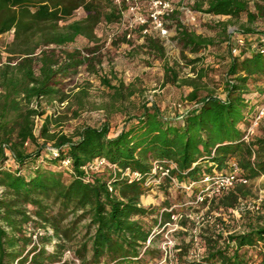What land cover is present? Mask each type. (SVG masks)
I'll use <instances>...</instances> for the list:
<instances>
[{
    "label": "trees",
    "instance_id": "obj_1",
    "mask_svg": "<svg viewBox=\"0 0 264 264\" xmlns=\"http://www.w3.org/2000/svg\"><path fill=\"white\" fill-rule=\"evenodd\" d=\"M79 9L85 15L72 19ZM126 9L124 2L114 0H0V36L11 33L4 60L0 54V264L16 259L22 264L29 256L32 264H155L161 234L149 245L146 240L153 227L178 209L167 202L162 207L144 204L143 196L154 188L166 193L171 178L179 184L195 182L189 191L178 186L186 195L179 207L190 205L198 183L206 175L226 172L235 160L245 181L210 200L216 208H228L247 197L251 185L264 177V134H254L249 141L243 138L256 107L264 103V30L256 24L264 19V0H194L191 6L218 18L215 26L221 28L220 42L228 51L238 36L244 40L236 55L229 53L222 95L209 90L201 95L198 80L184 78L181 83L191 87L187 94L191 105L184 111L161 110L146 102L138 115H128L115 131L107 122H98L71 135L50 133L46 115L35 135L43 101L68 98L56 79L90 60L80 49L62 50V46L78 36L96 39L97 25L119 22ZM241 14L246 23L230 34L227 26ZM177 22L176 41L183 50L196 54L219 46L213 38ZM149 45L162 53L154 40ZM164 72L166 82L177 81L172 66L166 65ZM103 82L114 89L116 100L134 93L122 82L116 86L107 79ZM66 157L68 168L62 166ZM100 157L140 176L129 179L108 167L100 173L84 170ZM154 160H168L175 167L169 169L170 177L148 185V178L160 175L151 173ZM259 186L264 188V182ZM29 222L44 232L39 244L31 247L25 231ZM53 238L57 242L49 249ZM202 248L199 258L183 264H264V214L225 238L203 236ZM67 250L73 259L63 260Z\"/></svg>",
    "mask_w": 264,
    "mask_h": 264
},
{
    "label": "rangeland",
    "instance_id": "obj_2",
    "mask_svg": "<svg viewBox=\"0 0 264 264\" xmlns=\"http://www.w3.org/2000/svg\"><path fill=\"white\" fill-rule=\"evenodd\" d=\"M119 1L127 6L126 0ZM129 1L137 3L139 11L146 14L148 0ZM169 1L172 11L163 18L166 34H161L151 23L146 25L135 23L132 15L123 10L119 22H101L97 25L96 39L88 40L78 36L73 42L62 46V50L78 48L90 60L79 65L67 77L56 79L59 86L68 94V98L63 102L58 99L43 101L41 109L44 113L36 121V136L39 135L46 115L50 119L48 125L50 133L71 135L85 125L98 122H107L110 130L115 131L121 127L128 115H138L146 102L154 104L161 110L182 111L191 105L187 99L191 87L181 83L184 78L198 80L201 95L208 90L218 95L223 94L221 80L227 69L230 54L227 47L220 42L224 39L221 28L215 26L218 18L192 10L194 0ZM84 15L83 10L79 9L72 19H79ZM177 21L189 31L213 38L219 46L210 48L207 53L203 49L196 54L183 50L176 41ZM244 23L246 16L241 14L234 23L227 26L226 30L232 34ZM256 24L260 30H264V19L258 20ZM150 39L162 46V53L149 45ZM10 40L11 33L0 36V54L3 60L7 54L5 47ZM189 60L194 62L189 63ZM166 65L172 66L177 72L175 83L165 81ZM200 74L202 76L199 79ZM104 79L115 86L122 82L125 86H130L134 93L128 98L116 100L114 89L104 84ZM123 91L127 93V89ZM260 125V129L256 130ZM258 126L253 135L264 134V119ZM52 142L53 140H47V145L50 146ZM260 182H264V177L257 179L255 185H251V193L247 197L240 198L234 207L228 208H216L211 201L179 207L186 195L174 184L166 188V193L157 192L154 188L150 194L143 196L144 204L162 207V203L167 202L173 209H178V212L193 215V218L181 220L179 223L181 227L170 232L175 246L164 261L160 252L155 264H183L184 261L193 259V250L202 254L203 236L220 234L225 238L233 231L244 230L249 222H257V218L264 214L261 204L258 211L239 207L240 202L244 200L253 202L258 198L264 199V188L259 186ZM162 211L161 209L160 212ZM200 215L203 216V222L197 217ZM152 217L158 220L159 216ZM166 230L167 227L163 234ZM163 234L159 235L157 246L162 241Z\"/></svg>",
    "mask_w": 264,
    "mask_h": 264
},
{
    "label": "built area",
    "instance_id": "obj_3",
    "mask_svg": "<svg viewBox=\"0 0 264 264\" xmlns=\"http://www.w3.org/2000/svg\"><path fill=\"white\" fill-rule=\"evenodd\" d=\"M115 2L119 3V0H114ZM127 1V11L132 15L133 21L137 24L146 25L147 23H151L155 29H157L161 34H166L167 30L164 27V16L167 15L170 11H172V7L169 0H148L147 4V12L146 14H143L141 11H139V6L137 3H131L129 0ZM244 46V40L241 39V37H237L235 39V42L232 46L229 48V53L231 55H236L240 48ZM204 52H208L210 50L209 47L203 49ZM222 95V94H221ZM189 108V107H188ZM187 109V108H186ZM184 109V110H186ZM182 110V111H184ZM256 115L249 126V128L246 131V134L244 135V140L249 141L251 139V136L253 135V132L255 128L258 126L259 122L264 119V103L260 104L256 107ZM181 112V111H180ZM51 151H55V149L50 148ZM8 153V152H7ZM12 158L10 157L8 159L7 165L9 166L12 163ZM70 165V159L64 158L62 160V166L64 168H68ZM111 168L113 170H118L121 172L122 175L129 177V179L138 178L140 174L138 172L131 171L129 168H126L125 170H121L120 168H117L116 164L109 163L104 157H100L95 159L93 162H91L89 165L84 167V170L86 172L90 171L93 173H100L104 170V168ZM175 167V164L168 160H154L152 162V169L151 173L152 175L156 174L157 172H160V175L153 178H148L146 181V184H151L153 182H161L162 177H170L169 175V169ZM240 167L238 163L235 160H232L230 162L229 169L224 172H216L215 174L206 175L199 183L200 189L196 192L195 198L192 202H190V205H199L205 202H209L211 199H214L216 197H219L224 192L229 190L230 188L234 187L239 182H244L240 177ZM171 184L175 186H181L185 189H190L193 185H195V182L192 183H182L179 184L176 179L171 178ZM153 190V189H152ZM3 194V187L0 186V196ZM261 199L258 198L254 200L253 202H247L246 200L240 202L239 209L249 208L258 211L260 209ZM171 210V209H170ZM30 213V212H28ZM31 218L36 220L37 217L33 214H30ZM200 217V221L203 222V216H197ZM186 218H193L192 214L188 213H182V212H174L170 214V219L165 221L161 226H155L151 230L147 240L146 244L149 245L151 239H153L157 234H163L164 229L167 227V230L164 232L162 241H160L158 247L160 249V252L162 254V260L164 261L167 257L170 256L171 249L175 246L174 239L172 235L170 234L171 231L176 230L177 228L181 227L180 222L183 219ZM47 230L49 233H52V230L47 227ZM25 231L28 232V234L31 236V243L29 247L33 246L34 244L38 245L39 237L43 235V230L38 227V225H35L32 222H29L25 225ZM57 240L53 238L48 245L49 249L53 248V244H55ZM193 258H199L201 255L196 253V250H193ZM30 257H28V260L25 261L22 264H32L30 263ZM73 259L71 251L67 250L64 253L63 260L65 259ZM13 264H21L19 262V259L14 260Z\"/></svg>",
    "mask_w": 264,
    "mask_h": 264
},
{
    "label": "crops",
    "instance_id": "obj_4",
    "mask_svg": "<svg viewBox=\"0 0 264 264\" xmlns=\"http://www.w3.org/2000/svg\"><path fill=\"white\" fill-rule=\"evenodd\" d=\"M144 203V202H143Z\"/></svg>",
    "mask_w": 264,
    "mask_h": 264
}]
</instances>
